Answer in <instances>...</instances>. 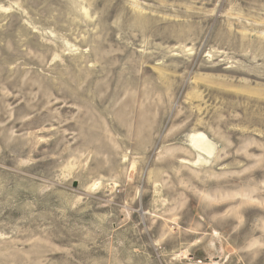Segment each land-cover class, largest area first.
I'll return each instance as SVG.
<instances>
[{
	"label": "rangeland",
	"instance_id": "1",
	"mask_svg": "<svg viewBox=\"0 0 264 264\" xmlns=\"http://www.w3.org/2000/svg\"><path fill=\"white\" fill-rule=\"evenodd\" d=\"M0 264H264V0H0Z\"/></svg>",
	"mask_w": 264,
	"mask_h": 264
},
{
	"label": "bare ground",
	"instance_id": "2",
	"mask_svg": "<svg viewBox=\"0 0 264 264\" xmlns=\"http://www.w3.org/2000/svg\"><path fill=\"white\" fill-rule=\"evenodd\" d=\"M187 142L189 143L188 146L192 148V151H194L200 158L209 161V159L216 154L215 144L202 133H194L190 135Z\"/></svg>",
	"mask_w": 264,
	"mask_h": 264
}]
</instances>
